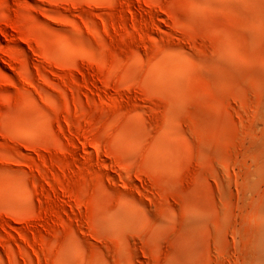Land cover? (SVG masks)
Masks as SVG:
<instances>
[{
    "label": "rangeland",
    "instance_id": "obj_1",
    "mask_svg": "<svg viewBox=\"0 0 264 264\" xmlns=\"http://www.w3.org/2000/svg\"><path fill=\"white\" fill-rule=\"evenodd\" d=\"M263 94L264 0H0V264L180 261Z\"/></svg>",
    "mask_w": 264,
    "mask_h": 264
},
{
    "label": "bare ground",
    "instance_id": "obj_2",
    "mask_svg": "<svg viewBox=\"0 0 264 264\" xmlns=\"http://www.w3.org/2000/svg\"><path fill=\"white\" fill-rule=\"evenodd\" d=\"M255 107L233 139L223 132L222 112L201 121L202 194L182 259L171 264H264V94Z\"/></svg>",
    "mask_w": 264,
    "mask_h": 264
}]
</instances>
